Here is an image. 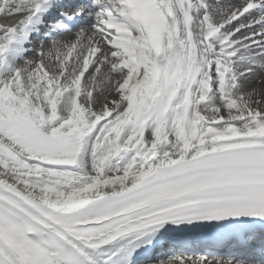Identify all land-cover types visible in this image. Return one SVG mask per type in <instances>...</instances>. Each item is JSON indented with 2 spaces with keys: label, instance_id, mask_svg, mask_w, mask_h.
Wrapping results in <instances>:
<instances>
[{
  "label": "snow or ice",
  "instance_id": "6c2138e0",
  "mask_svg": "<svg viewBox=\"0 0 264 264\" xmlns=\"http://www.w3.org/2000/svg\"><path fill=\"white\" fill-rule=\"evenodd\" d=\"M0 19V264H264V0Z\"/></svg>",
  "mask_w": 264,
  "mask_h": 264
},
{
  "label": "bare ground",
  "instance_id": "6f19581e",
  "mask_svg": "<svg viewBox=\"0 0 264 264\" xmlns=\"http://www.w3.org/2000/svg\"><path fill=\"white\" fill-rule=\"evenodd\" d=\"M10 21V20H9Z\"/></svg>",
  "mask_w": 264,
  "mask_h": 264
}]
</instances>
